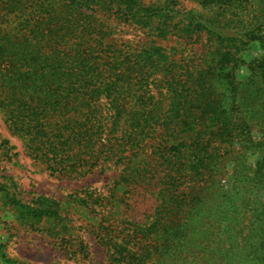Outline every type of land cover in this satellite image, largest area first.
<instances>
[{
	"label": "trees",
	"instance_id": "1",
	"mask_svg": "<svg viewBox=\"0 0 264 264\" xmlns=\"http://www.w3.org/2000/svg\"><path fill=\"white\" fill-rule=\"evenodd\" d=\"M196 1L209 12L182 19L178 8L144 0H0V112L33 161L78 180L138 161L156 139L172 173L185 169L189 182H215L220 164L234 163L230 190L205 194L220 196L207 217L216 215L228 245L211 238L210 220L194 216L188 226L159 215L140 234L98 227L103 264H264V137L252 135H264V75L234 76L242 41L223 30L227 0ZM115 21L154 36L204 32V59L181 65L154 39L119 43ZM14 202L39 221L61 216Z\"/></svg>",
	"mask_w": 264,
	"mask_h": 264
},
{
	"label": "rangeland",
	"instance_id": "2",
	"mask_svg": "<svg viewBox=\"0 0 264 264\" xmlns=\"http://www.w3.org/2000/svg\"><path fill=\"white\" fill-rule=\"evenodd\" d=\"M144 1L178 8L182 19L189 18L190 13L201 16L209 12L196 0ZM226 4L223 30L227 37L238 36L242 41L238 52L242 59L234 76L246 80L259 72L264 75V0H227ZM112 25L119 43L154 39L171 50L181 65H197L204 59L207 41L204 32L175 29L165 36H154L134 24L115 21ZM259 117L264 121V113ZM252 135L256 139L264 137L258 130ZM4 139L8 143L0 147V178L5 187L0 192V242L5 259L11 260V264H103L107 246L100 239L98 227L109 225L108 229L114 235L119 232L121 237L134 229L135 234H140V228L150 225L159 215L185 219L188 226L194 224V216L202 221L210 220L211 238L223 239L228 245V234L218 227L216 215L207 217L210 208L214 210L218 205L220 196L218 199L216 194H205L209 186H215L221 194L230 190L235 179L231 160L221 163V170L209 177L215 178V182H189L185 169L182 175L172 173L169 160L165 161L156 151L158 140L151 139L143 160L141 156L138 161L123 165L108 163L75 180L52 174L43 164L33 161L0 112V142ZM261 152L260 149L252 156L254 161L262 158ZM122 175H125L123 179ZM82 189L84 200L77 198ZM15 200L22 205L58 211L61 216L39 221L38 215H28ZM168 205H174L173 209ZM226 218L221 222L226 224ZM154 249L156 256L158 247ZM0 264H9L3 262L2 253Z\"/></svg>",
	"mask_w": 264,
	"mask_h": 264
}]
</instances>
